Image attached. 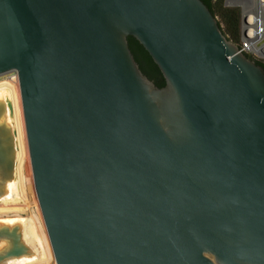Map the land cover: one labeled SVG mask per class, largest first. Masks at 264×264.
<instances>
[{"label":"water","instance_id":"1","mask_svg":"<svg viewBox=\"0 0 264 264\" xmlns=\"http://www.w3.org/2000/svg\"><path fill=\"white\" fill-rule=\"evenodd\" d=\"M5 73L56 264H264V66L203 0H0ZM8 112L0 99V198ZM29 254L0 223V264Z\"/></svg>","mask_w":264,"mask_h":264},{"label":"bare ground","instance_id":"2","mask_svg":"<svg viewBox=\"0 0 264 264\" xmlns=\"http://www.w3.org/2000/svg\"><path fill=\"white\" fill-rule=\"evenodd\" d=\"M243 1H245V4L247 5L248 4L252 5L253 3V0H243ZM16 76L17 75L13 76L12 79L13 81L4 80L0 82V98H4L7 101L9 100L13 106V113L12 114L8 113L7 118L10 121L14 122V124L16 125V129L13 125L12 127L15 130H17L16 131L17 150H18L17 137L19 142L18 155L16 151L15 175L13 179L8 182L6 193L0 198V214L7 213L10 211V209L11 211H15V214H13L14 216L8 215V217H4L0 215V223L2 224L5 223L8 225L18 224L20 226L22 232V238L24 242L29 246L30 254L24 255L22 257L7 259L3 261L1 264H48V261L52 255L51 252L52 250L50 247L49 240L44 238L45 236L43 237L40 230L38 229L39 224L37 225L36 222L37 220H35L34 218L35 215L23 216L20 213L21 210L24 211L23 209H20L21 207L13 208L16 204L14 206L10 205L15 202L18 204L19 201H26V195L28 191L26 190V185L23 179V170L27 167L28 169L27 171H30L29 169L30 166L28 164L29 151H28V145L26 139L25 126H24L25 124L23 118V110L20 101V91L18 86L19 82H18V77ZM3 205H6V207L10 205L11 207L3 208L5 207ZM5 219L13 220V221L7 222Z\"/></svg>","mask_w":264,"mask_h":264},{"label":"trees","instance_id":"3","mask_svg":"<svg viewBox=\"0 0 264 264\" xmlns=\"http://www.w3.org/2000/svg\"><path fill=\"white\" fill-rule=\"evenodd\" d=\"M217 17L222 31L233 41L239 43L241 11L238 8H230L224 4V0H203ZM129 44L143 72L152 79L158 86L162 87L166 81L159 66L153 60L149 52L134 37L129 36ZM253 58L252 56L248 55ZM255 59V58H254ZM258 64L264 66V63L257 60Z\"/></svg>","mask_w":264,"mask_h":264},{"label":"rangeland","instance_id":"4","mask_svg":"<svg viewBox=\"0 0 264 264\" xmlns=\"http://www.w3.org/2000/svg\"><path fill=\"white\" fill-rule=\"evenodd\" d=\"M224 4L227 6V7H230V8H238L240 11H241V14H242V10L243 8L247 7V4H245V1L243 0H224ZM14 75H17L16 73H5V74H2L0 75V82L1 81H4V80H12L13 79V76ZM17 77V76H16ZM13 81V80H12ZM18 86H19V83H18ZM20 91V89H19ZM0 99H3V100H6L4 98H0ZM20 101H21V97H20ZM21 105H22V102H21ZM9 113V112H8ZM24 118V117H23ZM8 119V118H7ZM8 122L13 125L16 129V125L14 124V122L10 121L8 119ZM25 126V125H24ZM17 131V130H16ZM26 132V131H25ZM27 139V138H26ZM17 143H18V150H17V155H18V151H19V142H18V137H17ZM29 154V153H28ZM28 164H29V169L30 171H27V167L23 170V179H24V182H25V185H26V190L28 191L27 192V195H26V201H19V203L17 204L16 202L15 203H12L10 204L11 206L15 205L13 208H20V209H23L24 211L21 210V215L23 216H28V215H35V220H37V225L39 224L38 226V229L40 230L42 236L46 239L49 240L48 238V234H47V230H46V227H45V223H44V220H43V216L41 215L42 212H41V209H40V205H39V201H38V197H37V194H36V190H35V187H34V181H33V174H32V167H31V163H30V157L28 158ZM26 170V171H25ZM27 172V173H26ZM30 172V173H29ZM20 203H23V204H20ZM27 203V204H26ZM25 204V205H24ZM7 206L6 205H3L5 207L3 208H10L11 206ZM21 205V206H20ZM17 206V207H16ZM27 206V207H26ZM29 208V209H28ZM32 209V210H31ZM30 211V212H29ZM38 212V213H37ZM32 213V214H31ZM34 213V214H33ZM41 213V214H40ZM13 214H15V211H10L7 212V213H2L0 214L1 216H4V217H8V215L10 216H14ZM38 218V219H37ZM6 220V219H5ZM15 220V219H14ZM7 222L8 221H13V220H6ZM16 222V221H15ZM42 224V225H41ZM50 243V241H49ZM51 247V245H50ZM52 250V249H51ZM52 252V251H51ZM56 264L55 262V258H54V255H53V252H52V255L48 261V264Z\"/></svg>","mask_w":264,"mask_h":264},{"label":"built area","instance_id":"5","mask_svg":"<svg viewBox=\"0 0 264 264\" xmlns=\"http://www.w3.org/2000/svg\"><path fill=\"white\" fill-rule=\"evenodd\" d=\"M240 29V50L264 62V0L243 8Z\"/></svg>","mask_w":264,"mask_h":264}]
</instances>
